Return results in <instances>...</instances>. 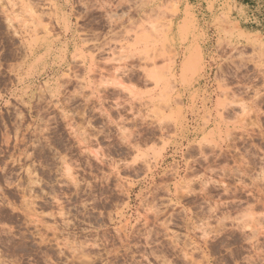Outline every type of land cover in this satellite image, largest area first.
Instances as JSON below:
<instances>
[{"label":"rangeland","instance_id":"rangeland-1","mask_svg":"<svg viewBox=\"0 0 264 264\" xmlns=\"http://www.w3.org/2000/svg\"><path fill=\"white\" fill-rule=\"evenodd\" d=\"M241 26L264 0H0V264H264Z\"/></svg>","mask_w":264,"mask_h":264},{"label":"crops","instance_id":"crops-1","mask_svg":"<svg viewBox=\"0 0 264 264\" xmlns=\"http://www.w3.org/2000/svg\"><path fill=\"white\" fill-rule=\"evenodd\" d=\"M229 1H231V0H229ZM243 1H245V0H243ZM241 8H242V6H241ZM241 28H242V26H241ZM243 30L245 33H255V34H261L262 36H264V27H255V28H248V29H243Z\"/></svg>","mask_w":264,"mask_h":264}]
</instances>
